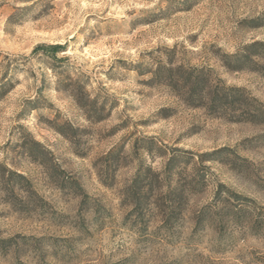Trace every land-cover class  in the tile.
I'll return each instance as SVG.
<instances>
[{
	"label": "rangeland",
	"instance_id": "1",
	"mask_svg": "<svg viewBox=\"0 0 264 264\" xmlns=\"http://www.w3.org/2000/svg\"><path fill=\"white\" fill-rule=\"evenodd\" d=\"M160 64L200 68L249 105L194 107ZM0 95V264H264V0H0ZM172 154L186 199L141 218L125 188L140 159L161 172Z\"/></svg>",
	"mask_w": 264,
	"mask_h": 264
},
{
	"label": "trees",
	"instance_id": "2",
	"mask_svg": "<svg viewBox=\"0 0 264 264\" xmlns=\"http://www.w3.org/2000/svg\"><path fill=\"white\" fill-rule=\"evenodd\" d=\"M259 43H252L247 47H254ZM63 49L60 44H39L37 45L33 52L42 51L49 54L58 63L62 62L63 59L57 58V54ZM251 56H258L256 53H252L250 56H241L239 53L233 54L230 57L237 59L240 57L249 58ZM59 63V64H60ZM153 76L157 80L166 81L169 85L177 87L181 85L183 93L186 95L188 104L194 107H206L213 113L227 112V111H238L244 107L243 105H249V98L245 94V89L241 87L226 86V85H216L212 86L209 80V75L206 74L200 68H187L184 69L183 66H167L165 64H160L159 67L153 72ZM61 79V78H60ZM61 83H63V80ZM2 82V81H1ZM66 86L72 88L73 96L75 97L77 103H86L90 101L93 106L94 101L89 100L87 93L85 92V87L81 83L69 82ZM77 91V92H76ZM3 96L0 95V99ZM88 99V100H87ZM248 100V101H247ZM252 100V99H251ZM36 101H30L29 103H35ZM243 113H247L250 118L257 116L258 110L251 106V108H244ZM30 139L24 144L26 153L35 157V159H44L47 156L48 150L45 146L34 139L31 134ZM150 148L149 146H146ZM121 148L117 145L109 150L105 158L108 161L105 165V174L110 176L108 173V168H110V160L113 159ZM185 154L190 153V151H183ZM215 152L210 154L201 155V161L203 156L213 155ZM191 156H187L188 159ZM176 155L172 154L168 156L164 170L161 172H156L151 165H147L143 159H140L137 165L136 173L131 180V183L125 188V198L128 200L129 204L132 206V212L137 213L141 218L145 217L154 208L159 209L162 216L165 217V221L169 220L177 211H179V206L182 204L183 200L186 199V190L184 186L175 185L172 186V176L174 174ZM117 159V157H116ZM7 170L5 164L0 163V176H4V172ZM11 175L15 176L21 181H26L27 177L20 172L11 171ZM111 177V176H110ZM9 180L12 179L11 176L8 177ZM203 179V176L201 177ZM107 181L110 178H105ZM109 179V180H108ZM194 187L196 182H194ZM156 186V187H155ZM156 189V190H154ZM227 192L231 194L224 184H219L217 189V194L220 195L222 192ZM220 222H225V214H220Z\"/></svg>",
	"mask_w": 264,
	"mask_h": 264
}]
</instances>
